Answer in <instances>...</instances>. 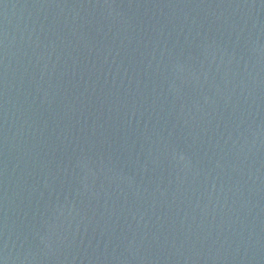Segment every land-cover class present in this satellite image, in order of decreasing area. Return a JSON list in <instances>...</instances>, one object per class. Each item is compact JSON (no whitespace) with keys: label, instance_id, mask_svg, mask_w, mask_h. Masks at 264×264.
Returning <instances> with one entry per match:
<instances>
[{"label":"water","instance_id":"95a60500","mask_svg":"<svg viewBox=\"0 0 264 264\" xmlns=\"http://www.w3.org/2000/svg\"><path fill=\"white\" fill-rule=\"evenodd\" d=\"M0 264H264V0H0Z\"/></svg>","mask_w":264,"mask_h":264}]
</instances>
